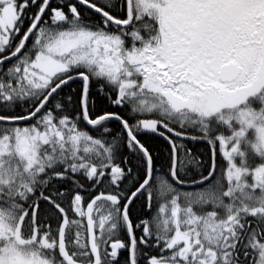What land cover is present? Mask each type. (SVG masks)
I'll return each instance as SVG.
<instances>
[{
	"label": "snow or ice",
	"instance_id": "snow-or-ice-1",
	"mask_svg": "<svg viewBox=\"0 0 264 264\" xmlns=\"http://www.w3.org/2000/svg\"><path fill=\"white\" fill-rule=\"evenodd\" d=\"M0 264H264V0H0Z\"/></svg>",
	"mask_w": 264,
	"mask_h": 264
}]
</instances>
